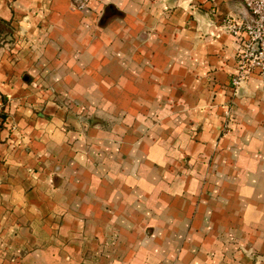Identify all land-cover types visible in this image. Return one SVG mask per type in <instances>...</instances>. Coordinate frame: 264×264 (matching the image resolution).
<instances>
[{"label": "crops", "instance_id": "crops-1", "mask_svg": "<svg viewBox=\"0 0 264 264\" xmlns=\"http://www.w3.org/2000/svg\"><path fill=\"white\" fill-rule=\"evenodd\" d=\"M184 1L0 0V264L264 254V79L232 96L222 26L245 8Z\"/></svg>", "mask_w": 264, "mask_h": 264}, {"label": "built area", "instance_id": "built-area-1", "mask_svg": "<svg viewBox=\"0 0 264 264\" xmlns=\"http://www.w3.org/2000/svg\"><path fill=\"white\" fill-rule=\"evenodd\" d=\"M240 1L245 12L238 18L226 17L222 21V26L242 42L236 73L229 84L233 97L252 76L264 79V0Z\"/></svg>", "mask_w": 264, "mask_h": 264}, {"label": "rangeland", "instance_id": "rangeland-1", "mask_svg": "<svg viewBox=\"0 0 264 264\" xmlns=\"http://www.w3.org/2000/svg\"><path fill=\"white\" fill-rule=\"evenodd\" d=\"M89 1L90 0H77V1L73 0V3L75 6H77V9L83 11L87 8ZM167 1H170V0H167ZM173 1L176 2V4H177V2L179 0H173ZM180 1H183V3H185L184 0H180ZM198 10L200 11L201 9H198ZM151 33H152V31H151ZM6 43H4V44H6ZM2 46L3 45H0V47H2ZM70 110L72 111V109H70ZM85 123H87V125H90L92 123L90 117H89V121H86ZM149 237L150 236H148V239H150ZM248 245L249 244H246V245L243 244V246L241 248L242 253L240 254V256L237 257L236 260H234L236 262L235 264H264V254H261V253L259 254V252L256 253L257 251L248 247ZM151 251L154 252L153 250H151ZM260 256H261V258H259ZM231 263L234 264L232 256H231Z\"/></svg>", "mask_w": 264, "mask_h": 264}, {"label": "water", "instance_id": "water-1", "mask_svg": "<svg viewBox=\"0 0 264 264\" xmlns=\"http://www.w3.org/2000/svg\"><path fill=\"white\" fill-rule=\"evenodd\" d=\"M245 86H242L239 90H238V92H237V96L238 97H243L244 95H245Z\"/></svg>", "mask_w": 264, "mask_h": 264}]
</instances>
